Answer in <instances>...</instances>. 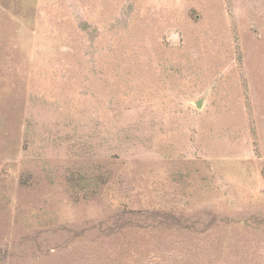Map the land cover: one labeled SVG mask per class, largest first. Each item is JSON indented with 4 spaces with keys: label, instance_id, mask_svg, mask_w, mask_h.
I'll list each match as a JSON object with an SVG mask.
<instances>
[{
    "label": "rangeland",
    "instance_id": "374dc122",
    "mask_svg": "<svg viewBox=\"0 0 264 264\" xmlns=\"http://www.w3.org/2000/svg\"><path fill=\"white\" fill-rule=\"evenodd\" d=\"M0 264H264V0H0Z\"/></svg>",
    "mask_w": 264,
    "mask_h": 264
},
{
    "label": "water",
    "instance_id": "95a60500",
    "mask_svg": "<svg viewBox=\"0 0 264 264\" xmlns=\"http://www.w3.org/2000/svg\"><path fill=\"white\" fill-rule=\"evenodd\" d=\"M197 104H198L199 107L201 106V102H198Z\"/></svg>",
    "mask_w": 264,
    "mask_h": 264
}]
</instances>
